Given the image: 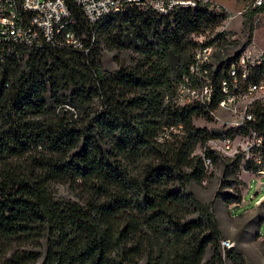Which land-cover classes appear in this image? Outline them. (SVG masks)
<instances>
[{
  "label": "trees",
  "instance_id": "obj_1",
  "mask_svg": "<svg viewBox=\"0 0 264 264\" xmlns=\"http://www.w3.org/2000/svg\"><path fill=\"white\" fill-rule=\"evenodd\" d=\"M254 10L242 13V43L210 60L206 105H178L176 90L200 45L225 41L226 18L202 1L161 15L133 7L89 24L74 7V29L87 50L14 49L0 56V264H244L222 247L216 201L238 204L241 170L264 169V99L253 120L226 128L195 126L224 97L219 84L251 43ZM212 36L210 37V35ZM202 36V41L198 37ZM137 56L109 70L103 50ZM264 78V59L248 63L239 89ZM181 133L157 141L164 126ZM261 137L246 157L205 148L220 165L208 201L190 183L207 177L203 155L212 137ZM66 184L74 198L57 193Z\"/></svg>",
  "mask_w": 264,
  "mask_h": 264
},
{
  "label": "built area",
  "instance_id": "obj_2",
  "mask_svg": "<svg viewBox=\"0 0 264 264\" xmlns=\"http://www.w3.org/2000/svg\"><path fill=\"white\" fill-rule=\"evenodd\" d=\"M199 2L201 0H0V56L14 52L16 48L33 52L58 47L86 51L82 35L73 27L76 24L74 7L80 8L89 24H94L108 15L125 13L133 7L151 8L166 15L178 8L194 7ZM257 3L260 4L261 0ZM198 40L202 41V36ZM211 54L212 45H200L195 50L190 66L195 79L192 82L189 75L182 76L175 97L178 105H206L211 101L213 84L206 65L211 60ZM245 58L248 57L242 55L237 61L240 76L236 73V66L231 65L228 76L220 80L219 87L224 97L218 102L217 108H226L233 115L230 125L226 127L240 126L245 121L253 120V114L248 110L250 104L256 99H264V78L256 84L246 83L242 90L238 88L239 79H246L248 63ZM260 59H264V56L256 59V62H260ZM214 111L210 113L213 115ZM181 128V124L164 126L156 139L163 141L170 138L171 133H181ZM251 134L253 139L250 142L246 140L248 135L209 138L203 147L197 146L198 151L195 150V153L203 155L207 170L213 167V163L210 157L204 156L205 148L224 155L242 152L248 157L251 147L261 142L260 136L254 132ZM259 172L264 175V169ZM221 241L222 247L232 245L229 240Z\"/></svg>",
  "mask_w": 264,
  "mask_h": 264
},
{
  "label": "rangeland",
  "instance_id": "obj_3",
  "mask_svg": "<svg viewBox=\"0 0 264 264\" xmlns=\"http://www.w3.org/2000/svg\"><path fill=\"white\" fill-rule=\"evenodd\" d=\"M201 1L214 11H225L227 13L226 18L222 19L218 25L215 26L214 31H225L226 35L225 41L217 42L212 45L211 60L217 57L228 56L239 47L243 40L241 33L242 13L250 10H254L255 12L253 36L251 43L245 48L241 56L248 57L247 59L245 58L247 63H254L256 59L264 56V0H261L260 4L257 3L258 0ZM211 36L212 34L210 37ZM136 56L137 54L129 48L122 51H110L105 49L102 52V63L105 68L112 70L116 68L119 63H129ZM232 117L233 115H231L226 108L219 107L214 111L212 120H207L198 116L193 119V124L195 126L218 127L224 129L227 125H230ZM252 139L253 134L246 137V140L249 142L252 141ZM196 151H198V149H196ZM220 172V165H213V167L207 171L208 175L204 184L191 182L189 186L201 200L210 199L213 195V193L210 195V191L215 184L216 189ZM243 178L246 182L254 186V188L248 190V185L243 187V196L238 203L239 206L226 208L223 202L216 201L214 204V211L219 226L222 229L224 237L222 240H229L232 245H235L242 251L245 261L244 264H264V219H260V214L264 213V204L257 206L255 198L250 197V194H252L254 190L258 188L259 183H261V188L255 197L263 196L264 198V176L248 175L244 173ZM56 190L60 195L74 198L72 191L66 184H56ZM229 232H232V234L229 235ZM226 264L230 263L227 262Z\"/></svg>",
  "mask_w": 264,
  "mask_h": 264
},
{
  "label": "crops",
  "instance_id": "obj_4",
  "mask_svg": "<svg viewBox=\"0 0 264 264\" xmlns=\"http://www.w3.org/2000/svg\"><path fill=\"white\" fill-rule=\"evenodd\" d=\"M244 173H246V174H248V175H255V176H264L261 172H259V171H249V170H241V172H240V174H239V176H240V178L244 181V185L241 187V196H243V193H242V190H243V187L244 186H247L248 188V190H250V189H252V188H254V186H252L249 182H246V180L243 178V174ZM205 180H206V178H205ZM204 180V181H205ZM204 181L201 183V184H204ZM261 183H259V185H258V188L256 189V190H254V192L252 193V194H250V197L251 198H255V203H256V205L258 206V205H260V204H264V198H263V196H260V197H255L256 196V194L258 193V191L260 190V188H261ZM215 186H216V184L213 186V188H212V190L210 191V195H212V193H213V190L215 189ZM209 199V198H208ZM208 199L207 200H204V201H208ZM224 206L226 207V208H228V207H232V208H234V207H236V206H239V204L238 205H234V204H225L224 203ZM256 206V207H257ZM247 212H249V211H247ZM260 216H261V220H263L264 219V213H261L260 214ZM219 224V223H218ZM220 227V226H219ZM221 229V228H220ZM221 232H222V229H221ZM229 235L230 234H232V232H229L228 233Z\"/></svg>",
  "mask_w": 264,
  "mask_h": 264
}]
</instances>
